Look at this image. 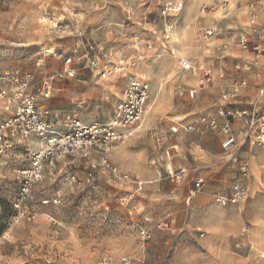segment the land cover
Returning <instances> with one entry per match:
<instances>
[{
  "label": "rangeland",
  "instance_id": "374dc122",
  "mask_svg": "<svg viewBox=\"0 0 264 264\" xmlns=\"http://www.w3.org/2000/svg\"><path fill=\"white\" fill-rule=\"evenodd\" d=\"M168 1L0 0V88L16 72H29L35 89L49 82V99H37L40 107H48L55 123H62L67 114L84 123H109L117 115L130 78L148 84V102L152 74L159 75L160 98L150 102L147 117L144 108L142 120L130 131L132 136L121 143H129L131 152H146L147 166L164 178L147 183L158 184L162 190H129L99 169H91L86 160L69 157L53 167L45 164L42 179L18 202L17 172L30 166L27 147L36 150L38 145L31 143L40 140L30 136L28 145H17L0 157V264H121V258L134 264H264V165L257 172L251 167L258 168L257 157L264 159V145L246 140L245 127L235 122L239 133L233 153L239 165L247 166L240 153L248 161L251 168L247 166L246 175L223 166L220 181L204 177V188L192 193L194 180L188 179L190 188L165 204V198L179 189H169L175 186L166 179L165 153L152 133H172L174 144L185 138L192 142L220 133L221 108H253L264 114V81L256 76L264 65V53L251 51L255 46L264 51V18L257 15L264 8L253 13L247 8L253 0H233L234 10L247 15L243 27L231 30L224 22L232 11L223 19L220 0H199L190 16L187 6L193 0H184L178 2L180 11L162 17ZM202 4L217 11L202 14ZM253 15L255 25L251 26L247 22ZM207 19L209 25L204 23ZM55 23L60 24V32L53 30ZM166 24L172 26L171 33L166 32ZM212 25L218 28L217 37L200 40L197 30ZM227 30L228 35L237 33L233 45L219 40ZM173 32L187 36L184 42L189 48L182 58L174 57L166 46ZM242 35L250 43L248 50L241 48ZM222 44L227 49L218 50ZM183 59L193 69L183 70ZM121 62L130 69L104 76ZM245 63L248 71L236 69ZM201 67L214 74L222 72L224 78L217 77L198 90ZM238 78L247 80V88L226 100L225 94ZM191 89L196 92L193 98L187 95ZM2 105L0 101V110ZM203 116L215 119L217 129L200 126L186 131ZM175 146V163L185 168L182 150ZM218 182L230 186L209 187ZM238 188L245 189L246 195L233 203ZM141 230L150 233L149 242L141 241Z\"/></svg>",
  "mask_w": 264,
  "mask_h": 264
},
{
  "label": "built area",
  "instance_id": "2783aa9c",
  "mask_svg": "<svg viewBox=\"0 0 264 264\" xmlns=\"http://www.w3.org/2000/svg\"><path fill=\"white\" fill-rule=\"evenodd\" d=\"M169 0L165 4L162 11V17H167L168 12H178L181 10L180 4H172ZM264 1V0H261ZM222 6V15L227 14L228 0H220ZM201 13L209 14L216 12V7L212 5H201ZM254 7L253 5L251 6ZM54 23L52 20L49 21ZM54 31H61L59 23L52 26ZM166 32L171 33L172 26L166 24ZM200 40L207 41L214 37L215 30L212 28L206 29L200 27L196 32ZM261 37H264L263 34ZM242 50H248L250 43L245 35L239 39ZM226 46H222L225 50ZM255 54L264 53L259 47L252 48ZM95 63H92L94 66ZM133 65V64H131ZM130 65V66H131ZM183 70H189L190 65L187 62L180 64ZM130 67L125 66L124 63L112 66L104 76H112L113 74L126 72ZM236 69L244 71L249 70L246 64L237 65ZM256 76L264 81V65H262ZM213 78V71L206 70L202 78L198 81V87L202 88L205 85L211 84ZM5 88L0 89V101L3 102V110L8 113L4 119L0 121V157H5L10 151L15 149L17 145L26 143L30 136H37L40 138L39 147L30 151L28 145V152L31 155L30 166L18 171V197L20 202L23 198L31 192V188L37 184L43 175V168L45 164L54 166L60 160L69 157L81 158L88 162L91 169H99L106 173L112 181L123 183L126 186L138 185L139 181L135 177L122 173L110 162L112 151L118 143L126 138L125 130L131 126L138 124L143 115V109L147 100L149 86L145 81L130 79L123 92V100L117 106V115L106 124L100 123H84L79 117L74 114H67L64 116L62 123H55L48 107H40L39 96L42 101L49 99L52 90V85L44 81L41 88L35 89L32 83V77L29 72H16L10 79L5 82ZM247 83L245 80L234 82L230 91L225 94L226 100H232L238 96L240 89L245 88ZM190 97H194V91L188 92ZM218 116L222 120L219 127L220 133L224 135V140L221 143V149L228 154V161L237 164L238 160L233 153V148L236 145V138L233 135L232 125L234 122H240L245 127V139H253L256 144L264 145V114L253 108H238V109H224L218 111ZM207 126L210 130L217 129L218 125L215 119L208 117L200 118L197 124H190L185 129L186 131H196L198 127ZM153 136L160 142L163 139L171 138L170 133H162L154 131ZM239 172L243 176L247 173V167L240 165ZM183 171L172 172L168 171L166 179L173 183H180L183 178ZM195 192L202 189V181L198 180L193 184ZM245 189H236L233 203H237L245 198ZM222 202V200H219ZM140 238L143 242H149L151 235L145 230L140 231ZM121 264H134L128 258H121ZM136 264V263H135Z\"/></svg>",
  "mask_w": 264,
  "mask_h": 264
},
{
  "label": "crops",
  "instance_id": "0c3cea01",
  "mask_svg": "<svg viewBox=\"0 0 264 264\" xmlns=\"http://www.w3.org/2000/svg\"><path fill=\"white\" fill-rule=\"evenodd\" d=\"M229 1L230 0H228V4H227L228 5L227 14L225 16L222 15V17H223V19H226V17H228V15H229L230 11H232V12L234 11L233 14L231 12L232 16H230V18H228L224 23L226 24V27L228 29L235 30L236 28H238L240 26H242V27L244 26L243 19H244V16H246L247 14L243 10H236L235 11L234 8H233V10H230V5H229L230 2ZM233 3L234 2H232V5H233ZM176 4H180V3H176ZM247 5H248L247 8L249 10H251V12L254 13V11L256 12L257 9L264 8V1L253 0L251 2H248ZM252 5L254 6L253 8L251 7ZM257 15L260 16V18H264L263 11H259ZM254 20H255V18H254V15H253V19H251V21H250L251 26L255 25ZM204 23L206 25H209L210 20L207 19L206 21H204ZM205 28L206 29L212 28V29L215 30L214 37L210 38L209 40L214 39V38L217 37V32H218L217 29L218 28H217L216 25H212V26H209V27L207 26ZM228 31L229 30H227V32L224 31L225 35H223V37L221 39H219V40L226 41L227 43L233 45L236 42L235 40L237 39V33H231V35H228ZM209 40H207V42ZM222 46H226L225 49H227V45L222 44ZM216 51H217V49H216ZM184 62H187L190 65V69L186 70V71H190L191 69H193L191 67V64H190L189 61L186 60ZM245 64H247V63H245ZM66 66H68V64H66ZM206 70H211V69H206V68H203V67H201V69H199L200 75L198 76L199 78L197 77L198 81L202 78V76L204 75ZM242 71H244V70H242ZM217 77L219 79L224 78L223 77V73L220 72V73L214 74V71H213L214 80L212 81V83L216 80ZM130 79H133V78H130ZM239 80H245L246 83H247V80L245 78H238V80H236L235 82H238ZM208 85H210V84H208ZM205 86H207V85H205ZM247 86H248V84H247ZM247 86L245 88H247ZM5 87H2V88L4 89ZM2 88H0V89H2ZM197 88H198V90H202V88L198 87V84H197ZM245 88L240 89L238 94L242 90H244ZM124 90H125V88H124ZM179 90H180V87L178 88V94L182 95V92L180 93ZM189 91L190 90L187 91V95L188 96H189V94H188ZM195 93H194V97H195ZM121 94H122V92L120 93V97L119 98H121ZM1 108H2L1 110H3V107H1ZM6 115H8L7 112L5 114H0V121L2 119H4ZM148 121L149 120L147 118L146 121L144 122L143 126L147 125ZM234 123L232 125V131H233V135L236 138V135L239 133V131L235 127ZM137 125L138 124L133 125V126H131V128H128V129L125 130V134H127V136H126V138L124 140H126L127 138L132 136V134H130V131H131V129H134V127H136ZM154 131L161 132L160 130H153L152 133ZM162 133H164V132H162ZM170 134L172 136H171V138H168V140L167 139H163L160 142H158L156 140L157 143H158L159 148H163L164 153H165V159H166L165 167H164L165 172H166L165 175L167 176L168 171H172V172L183 171L184 174H183L182 181L180 183H173V182L169 181L170 184H173L175 186V187H170L169 189H179V193L176 194L175 193L176 191L173 190L169 194V196L165 198V204H169L170 202L171 203L175 202V200H177V198L181 196V194L183 192V189L190 188L188 179L194 180L193 183H192V186H193V184L196 181L201 180L202 181V186H203L202 188H204V177H209V176L215 177V178L219 177L217 180L218 181L221 180L222 177H221L220 174L222 172L221 168H223V166L230 165L231 167L236 168V169H239L238 166H240V165H244L245 166V164H240L239 165V162L237 163V165H235V164L229 162L228 160H227V162L225 161V159L227 157L225 155L226 153L224 154L219 149V146L221 148V143L224 140V135L222 133H211L209 135L203 136L201 139H198V140L192 141V142H191V140H193V139H191V140L188 139V138L180 139L178 141V144H174L173 143L172 140H173V136L174 135L172 133H170ZM124 140H122V141H124ZM121 142L118 143L116 145V147L114 148V150L112 151L113 153L110 156V162L120 172L128 174L131 177H135L139 181L138 185H136V186L135 185L126 186V188H129V190H132L133 188H135V189L136 188H138V189L141 188V191L162 190L160 185H158V184L151 185V186L148 185V184H150L149 182H151L152 180L155 179V177L158 178V181H161L164 178H163V175H162V173L160 171L152 169L151 166L150 167L147 166V154H146V152H144V151L131 152L130 147H129V143H127V142L121 143ZM183 144L185 145L184 148H182ZM175 145H177L179 147V151H180V149L182 150L181 151L182 152L181 155L183 156V159H182L181 162L185 166V168H182L181 166H179V165H177L175 163V155L176 154L174 155L172 153V152L177 153ZM195 146L197 147L198 150H203L202 153L198 152V150L195 149ZM249 149H251V148H249ZM249 149H246L244 151H247ZM235 156H236V154H235ZM240 156L246 162L247 166L250 167L248 161H246V159H244V157L241 155V153H240ZM236 158H237V156H236ZM254 160H255V162L258 163V168L257 167H253V166H251V167H252L253 170H255L257 172L258 169L261 167V165H264V159L260 160L257 157ZM140 178L144 181V183H146V185H142V182L140 181ZM223 186H230V185H226L225 183L222 184L221 182H218V184H213V185H210L209 187H223ZM193 188H194V186H193Z\"/></svg>",
  "mask_w": 264,
  "mask_h": 264
},
{
  "label": "bare ground",
  "instance_id": "6f19581e",
  "mask_svg": "<svg viewBox=\"0 0 264 264\" xmlns=\"http://www.w3.org/2000/svg\"><path fill=\"white\" fill-rule=\"evenodd\" d=\"M173 1H177L176 3L178 2H183L184 0H173ZM190 1V0H189ZM198 1L199 0H193L192 2L190 1L189 2V5L187 6L188 7V14L189 16L190 15H193L194 13V10L196 9V5L198 4ZM232 2L233 0H230V9H233V5H232ZM251 20H248L247 23H249ZM243 23H246V17L244 16V19H243ZM250 24V23H249ZM252 30V29H251ZM187 39V36L185 35V33H183L182 35L179 33V32H173L171 34V37H170V40L167 41V45L169 47V50L172 52V54L174 55V57H184L185 56V53L186 51L188 50L189 48V45L184 42V40L186 41ZM184 60V59H183ZM146 72V71H145ZM150 70L148 69L147 73L149 74ZM151 72L153 73V71L151 70ZM144 73V72H143ZM142 73V74H143ZM146 75V74H145ZM152 89H151V92H150V99L149 101L147 102L148 100V94H147V104L144 106L145 108V115L147 117V111L149 109V104L150 102L154 99V98H160L159 95L161 94V92L163 91V84L162 82L160 81L159 79V75L157 74H152ZM149 77V75H147ZM144 77V76H143ZM113 87V85H112ZM149 91V90H148ZM144 110V109H143ZM5 112V111H4ZM143 114V113H142ZM143 118V117H142ZM142 120V119H141ZM145 122V121H144ZM143 122V124H144ZM139 130V128H137L135 131L137 132ZM36 143V145H38L39 147V143L40 141H36V142H33L31 143V145L34 146V144ZM37 147V148H38ZM176 147V146H175ZM255 153V152H254ZM257 153V152H256ZM228 155V154H227ZM245 156V155H244ZM219 201V200H218Z\"/></svg>",
  "mask_w": 264,
  "mask_h": 264
}]
</instances>
